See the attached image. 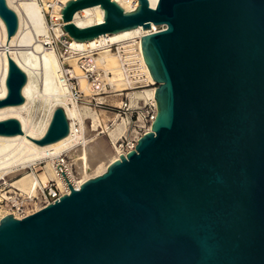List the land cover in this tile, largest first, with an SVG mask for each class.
I'll use <instances>...</instances> for the list:
<instances>
[{"label":"water","instance_id":"obj_1","mask_svg":"<svg viewBox=\"0 0 264 264\" xmlns=\"http://www.w3.org/2000/svg\"><path fill=\"white\" fill-rule=\"evenodd\" d=\"M70 0L64 31L86 42L143 27L157 116L134 150L41 210L0 220V264H264V0ZM8 41L19 18L0 0ZM7 96L27 74L8 56ZM70 133L62 107L40 139L16 118L0 136L41 146ZM59 169L63 172L60 165ZM65 175V174H64ZM66 177V176H65Z\"/></svg>","mask_w":264,"mask_h":264},{"label":"bare ground","instance_id":"obj_2","mask_svg":"<svg viewBox=\"0 0 264 264\" xmlns=\"http://www.w3.org/2000/svg\"><path fill=\"white\" fill-rule=\"evenodd\" d=\"M68 1L70 0H7L9 7L16 12L19 18L18 31L8 41V55V32L4 21L0 18V99H4L8 92L6 86L9 71L8 56L28 76V82L23 89L26 101L19 106L0 108V121L16 118L20 121L25 135L32 139H40L49 128L54 110L62 107L71 128L68 136L44 146L22 134L0 136V181H7L8 176L22 172L25 175L13 184L32 197L37 196L40 186L47 184L52 179L56 180L59 185L64 184L56 174L54 165V159L63 152H68L69 158L75 163V172L71 177L78 188L86 180L105 173L114 161L120 159L122 154L125 156L128 154L126 149L121 150L117 145V140L120 137L117 130H121L119 124L116 130L109 132L112 144L104 137H99L101 133H94L99 131L101 126L104 130L108 129L107 120L116 119L118 115L106 110H101L99 113L94 112L88 104L79 105L66 83L64 63L60 60L57 48L55 46L47 48V45L52 44V36L55 35L58 40H63L68 35L63 29L64 22L51 28L47 20V14L51 8L53 13L61 17L63 7ZM115 1L127 12L134 11L139 5L138 0ZM149 2L152 8H156L159 0H149ZM156 29L157 26L153 25L150 31ZM150 31L138 27L116 34L100 36L86 42L72 39L71 44L72 48L82 51L88 48H97L98 53L94 57V62L107 72V81L114 88H120L115 92H120L125 90L123 87L124 75L120 68V59L111 50L112 45L119 44L125 47L129 57L141 63V67L147 75V81L152 84L156 83L145 62L141 40H137L138 37L144 36ZM63 42L65 44L66 39ZM64 62H72V72L79 78L81 89L87 97L85 102H90L94 96L93 92L97 91L86 79L75 59H66ZM128 84V87L131 88L127 90L131 91L126 96L131 99L132 104L137 103L138 100L145 102L153 99L157 106L154 87L136 91V88L130 86L131 82ZM123 95L125 93L115 94L117 99L114 96L106 97L107 102L116 103L118 99L121 100L120 97ZM89 118H92L90 121L92 125H89ZM103 121L105 125L102 124ZM135 146L133 142L129 148ZM38 162L46 163L44 173L40 177L32 173L28 174L26 169ZM41 209L39 208L37 211ZM8 214L22 218L15 213Z\"/></svg>","mask_w":264,"mask_h":264},{"label":"built area","instance_id":"obj_3","mask_svg":"<svg viewBox=\"0 0 264 264\" xmlns=\"http://www.w3.org/2000/svg\"><path fill=\"white\" fill-rule=\"evenodd\" d=\"M164 28H165L164 26H158L156 30L150 31L149 33L158 32L160 30H163ZM141 38L142 36L138 37L137 40H141ZM65 39H66V43L63 44L66 48L67 56H64L63 58L64 61L66 59H75L80 69L85 74L86 79L90 81L92 85L94 84L93 86L95 87L100 86V84H102L103 82L104 75L106 76L107 72L101 66L97 65V63L94 62V57L98 53L97 48L95 49L88 48L83 51L77 50L75 48H72V44H71L72 38L69 35H66ZM111 50L120 59V68L124 75L123 78V87L125 89L124 91H127V89L131 88L128 87L129 86L128 83L130 82H131L130 86L136 89L142 88L146 85L150 86L151 84V87H154L156 90L157 84L156 83L152 84L147 81V75L143 71V68L141 67V63L139 61L132 60L127 54L125 47L116 44V45H112ZM64 61H63L64 63L63 68L66 77V83L69 85L75 100L80 101V99H78V96H81V88H80L81 85L79 86L80 80L77 76L73 74L72 68L67 67L65 65L66 62ZM124 91H120V92H124ZM144 105L148 107L146 114L143 113L144 110L143 107L137 108L136 111L137 114L136 125L138 127V131H136V134L132 139L135 145H137L141 137H143L145 134H147L152 130V124L157 116V106L155 105L153 99H149L145 101ZM95 112L97 111L95 110ZM101 132L103 133V130ZM135 147L134 148L128 147L127 149L126 148L125 149L129 153V151L134 150ZM54 165H55L56 174L62 179L64 184L61 186H55V185L43 186V188L42 186H40L38 190V196H36L34 199V204H35L34 208L30 209L28 212L23 214L21 216L22 218L37 212L39 208H44L49 204L58 201L65 194H70L69 183L73 185V187H75L76 189H79L71 180V175L73 174L75 169V163L69 158L67 153L64 154L62 153L60 156L55 158ZM60 165L62 166L65 175L59 169ZM66 178L68 179L69 183ZM17 194H18L17 192H13L12 194L10 191L5 192L3 188L0 189V211L1 208H5V207L8 208L9 210H11L12 208H18L20 206L18 200H20L21 197H19L20 194L19 196H16ZM4 215L6 216L8 214H4ZM4 215L0 213V220L4 217Z\"/></svg>","mask_w":264,"mask_h":264},{"label":"rangeland","instance_id":"obj_4","mask_svg":"<svg viewBox=\"0 0 264 264\" xmlns=\"http://www.w3.org/2000/svg\"><path fill=\"white\" fill-rule=\"evenodd\" d=\"M47 20L48 23L50 25L51 28L57 27L60 23L63 22V19L59 16L56 15L55 13H53L52 8L50 9V12L47 14ZM158 27V26H157ZM54 35V33H53ZM65 39V38H64ZM63 39V40H64ZM63 40H58L57 38H55V35L52 36V44L47 45V48H50L51 46H55L58 50L59 53V57L61 62L63 63L64 61V56L66 55V48L64 46V42ZM58 41V42H57ZM58 45H57V44ZM97 55H95L96 57ZM65 65L67 67H72V62H66ZM106 76L104 75L103 78V82L102 84H100V86L95 87L93 86V89H95L97 92H93L94 96L91 99L90 102H85L86 100V94L82 91L81 89V96H78V99H80V101L78 100V104L79 105H83V104H88V106H90V108H92V111L95 112V110L99 113V111L101 110H106L112 113H115L118 115V117L116 119H108L107 120V124H108V129H101L97 132H94L95 134H99V137H104L109 143L111 142L112 144V138L110 136V131L116 130L119 126L121 127V130H117V133L119 134V138L117 140V145L119 146V149H127L128 147H130L133 143V137L136 134V131H138V127H137V123H136V118H137V108L139 107H143V113L146 114V111L148 110V107H146L144 100H138L137 103H133L131 102V99L129 97L126 96V93L128 94L131 90H127L124 92H115L117 90H119L120 88H114L105 78ZM106 80V81H105ZM90 82V81H89ZM91 83V82H90ZM94 85V84H93ZM80 86V84H79ZM150 86H144L142 88L139 89H135L136 91H140L143 90L145 88H150ZM81 88V86H80ZM97 88V89H96ZM119 93H125V95H123L121 98V100L118 99V103H109L107 102V98L106 97H110V96H114L115 94H119ZM77 97V96H76ZM115 97V96H114ZM99 98H101L100 100H98ZM106 98V99H103ZM116 99L118 97H115ZM82 100V101H81ZM89 121V125H92V123L90 121H92V118L88 119ZM105 122L103 121L102 124H104ZM110 129V130H109ZM112 129V130H111ZM103 130V133L101 132ZM122 133V134H121ZM67 153L68 152H63ZM46 163H41L38 162V164L36 163V165H32L30 167H28L26 169V171H28V174H35L37 177H40L45 169ZM75 172V170H74ZM14 175V176H13ZM12 176H8L7 181H0V189H4L5 192H11L13 194V192H17L18 194L16 196H20V200H18V202L20 203V206L18 208H12L11 210H9L8 208H1L0 213L1 214H8V213H15L18 216H22L23 214H25L26 212H28L30 209L34 208V199L35 196L32 197V195H29L26 192H23L22 190H20L18 187H16L13 183L16 182L18 179H20L21 177H23L25 174H23L22 172H18L16 174H13ZM75 175V173H74ZM73 178L71 177V180ZM51 185H55V186H61L57 183L56 180L52 179L50 180L47 184H43V186H51ZM42 186V188H43ZM38 196V194H37ZM23 198V199H22ZM37 201V200H35ZM23 203V204H22ZM8 212V213H7Z\"/></svg>","mask_w":264,"mask_h":264}]
</instances>
